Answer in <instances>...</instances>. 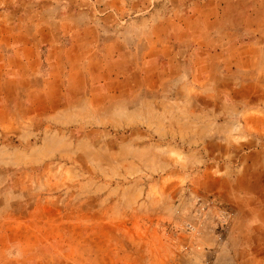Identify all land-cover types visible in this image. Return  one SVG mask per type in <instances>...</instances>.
Wrapping results in <instances>:
<instances>
[{
	"label": "rangeland",
	"instance_id": "1",
	"mask_svg": "<svg viewBox=\"0 0 264 264\" xmlns=\"http://www.w3.org/2000/svg\"><path fill=\"white\" fill-rule=\"evenodd\" d=\"M0 1L11 5L13 48L11 70L0 51L1 104L19 81L35 88L54 77L43 54L51 42H42L53 28L42 19L67 18L72 6L84 14L91 3L92 18L105 13L101 0ZM197 1L182 11L181 0H151L173 31L187 29L176 40L188 66ZM235 78L220 81L218 92L189 81L181 93L173 81L167 91L187 102L136 113L125 106L102 116L44 113L30 89L9 113L1 106L0 264H264V76ZM250 216L260 228L245 226H254ZM14 236L28 241L12 252Z\"/></svg>",
	"mask_w": 264,
	"mask_h": 264
},
{
	"label": "crops",
	"instance_id": "2",
	"mask_svg": "<svg viewBox=\"0 0 264 264\" xmlns=\"http://www.w3.org/2000/svg\"><path fill=\"white\" fill-rule=\"evenodd\" d=\"M181 1L182 11L192 5L188 0L185 3ZM224 1L211 0L206 6L205 0H198L193 5L198 12L196 47L191 52L192 64L189 66L188 59L178 52L180 44L176 40V37L184 39L188 31L182 28L173 31L174 22L165 14L158 15L159 9L155 7L158 2L101 0L98 9L105 10V13L98 18H92L87 13L95 9L91 3L92 8L85 7L84 14H81V9L72 6L68 8L72 13L67 18L42 19L40 26L53 28L42 42H51L44 48L43 54L47 77L53 75L55 78L50 85L48 79L42 83H38L41 81L38 79L35 88L28 86V80L19 81L20 88L16 86L14 92L9 88V92L4 93L0 108L3 106L4 113L9 109V113L13 99L22 100L24 91L30 89L38 92L34 106L44 113L70 116L79 112L92 115L94 110L92 116H102L117 106H125V111L136 113L141 106L153 107L157 102H165L169 108L174 102H187V98H182L180 94L175 92L172 95L170 90L167 91V86L173 81L181 93L182 89L188 88L189 81L195 82L190 84L196 86V90L218 92L224 89L220 87V81L231 80L233 85V77L240 84L246 82L250 74L264 76V0ZM162 5L165 6V3ZM9 6L0 1V51L4 53L1 58L4 59V66L7 63L11 70L9 61L13 48L8 35L11 31V18L7 13ZM123 10H139L142 14L121 19L119 12ZM147 11L149 13L144 14ZM59 40L64 48L59 43L55 45L54 42ZM26 43L28 41H24L23 45ZM27 58L39 59L33 53ZM59 76L65 78L59 80ZM161 88H164V95ZM260 90L264 91V86ZM29 96L30 93L25 94L26 99ZM153 112L161 113L157 109ZM252 218L256 220L254 226L246 222L245 226L260 228V218ZM236 222L237 219L232 221V228ZM12 240V252V245L28 241L21 236H14Z\"/></svg>",
	"mask_w": 264,
	"mask_h": 264
}]
</instances>
